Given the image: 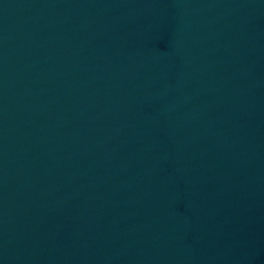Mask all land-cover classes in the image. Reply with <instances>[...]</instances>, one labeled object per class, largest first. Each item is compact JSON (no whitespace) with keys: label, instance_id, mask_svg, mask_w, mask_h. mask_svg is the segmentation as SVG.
I'll use <instances>...</instances> for the list:
<instances>
[{"label":"water","instance_id":"95a60500","mask_svg":"<svg viewBox=\"0 0 264 264\" xmlns=\"http://www.w3.org/2000/svg\"><path fill=\"white\" fill-rule=\"evenodd\" d=\"M264 64V0H0V264H74Z\"/></svg>","mask_w":264,"mask_h":264}]
</instances>
